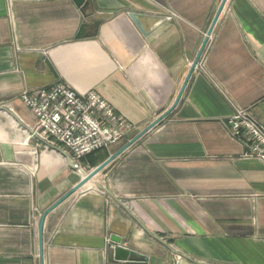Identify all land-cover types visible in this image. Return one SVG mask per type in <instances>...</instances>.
<instances>
[{
    "label": "crops",
    "instance_id": "0c3cea01",
    "mask_svg": "<svg viewBox=\"0 0 264 264\" xmlns=\"http://www.w3.org/2000/svg\"><path fill=\"white\" fill-rule=\"evenodd\" d=\"M89 1L0 0V101L19 116L0 111V264H41L42 214L124 143L75 168L26 142L18 95L98 91L133 137L173 105L222 4ZM202 62L167 119L48 215L45 264H264V163L227 124L238 106L264 125V0H228Z\"/></svg>",
    "mask_w": 264,
    "mask_h": 264
},
{
    "label": "built area",
    "instance_id": "2783aa9c",
    "mask_svg": "<svg viewBox=\"0 0 264 264\" xmlns=\"http://www.w3.org/2000/svg\"><path fill=\"white\" fill-rule=\"evenodd\" d=\"M199 66H204L202 60L197 68ZM18 96L35 118L33 124L22 119L26 127L22 125L19 130L26 129V142L36 140L37 146L45 150L61 149L78 164L94 152L118 145L134 127L95 90L81 94L68 84L57 82L47 87L25 89ZM0 111L17 115L6 102L0 103ZM227 124L232 136L248 148L245 158L264 163V125L248 109L238 106ZM110 246L117 249L112 241ZM182 258V254H176L175 264Z\"/></svg>",
    "mask_w": 264,
    "mask_h": 264
},
{
    "label": "water",
    "instance_id": "95a60500",
    "mask_svg": "<svg viewBox=\"0 0 264 264\" xmlns=\"http://www.w3.org/2000/svg\"><path fill=\"white\" fill-rule=\"evenodd\" d=\"M78 6H83L87 8L90 5L89 0H74ZM220 4L219 9L216 13V16L211 24V27L205 37V40L202 44V47L200 48V51L192 63L191 69L187 75V78L179 91L173 105L165 111L163 114H161L157 119H155L152 123H150L146 128H144L142 131H140L135 137H133L130 141H128L125 145H123L120 149H118L115 153L111 154L106 160H104L102 163H100L98 166L93 168L88 173H84L81 180L67 193H65L62 197H60L54 204H52L41 216L40 222H39V238H40V260L41 264H45V224L46 219L49 217L48 215L52 213L56 208H58L61 204L65 203L66 200H68L71 196L76 194L79 190H81L84 186H86L88 183H90L92 180H94L98 175H100L101 172L104 171L111 163L116 161L117 158H119L122 154H124L128 149L133 147L141 138H143L146 134L150 133L155 127H157L163 120L167 119V117L177 108L178 105H180V101L186 91V88L192 78L194 76V71L196 70L199 62L202 60V57L205 53V50L210 42V39L214 33V30L216 28V25L218 23V20L220 19L226 5L228 4V0H222ZM131 17L133 20L137 23V25L142 29V26L139 21V16L136 14H131ZM90 35L87 32V24H83L82 28L80 29L77 38L82 37H89ZM69 161L71 164L75 166V168L79 167V164L74 162L72 157L68 155ZM83 171V170H82ZM84 172V171H83ZM118 243H121L120 240H117ZM136 251H132L129 248L118 246L115 250V255L119 260H124L127 256L130 258L134 255H136Z\"/></svg>",
    "mask_w": 264,
    "mask_h": 264
},
{
    "label": "rangeland",
    "instance_id": "374dc122",
    "mask_svg": "<svg viewBox=\"0 0 264 264\" xmlns=\"http://www.w3.org/2000/svg\"><path fill=\"white\" fill-rule=\"evenodd\" d=\"M18 98H19V96H18ZM19 99H20V98H19ZM1 102H6V103H7L8 105H10V106L13 108V110L15 111V108H14V106H13V104H12V103H13L12 101H9V100H3V101H0V103H1ZM15 112H16V111H15ZM12 122H13V121H12ZM13 124L15 125V127H17L16 124H15L14 122H13ZM131 124H132V123H131ZM132 125H133V124H132ZM133 129H134V127H133L131 130H133ZM17 130H19L18 127H17ZM131 130H129V131L127 132L126 136H125L124 139L121 141V143L124 141L123 145H125L128 141H130L133 137L136 136V135H135V136H133V137H128V133H129ZM19 131H20L21 133H23V135H25L24 132H22L21 130H19ZM141 139H142V138H141ZM141 139H140V140H141ZM126 140H127V141H126ZM140 140H139V141H140ZM139 141H138V142H139ZM123 145H122V146H123ZM104 150H109V149H104ZM99 151H103V150H99ZM99 151H97V152H99ZM94 153H96V152H94ZM114 153H115V152H114ZM110 155H111V154H110ZM110 155H109V156H110ZM174 261H175V257H174ZM174 264H175V262H174Z\"/></svg>",
    "mask_w": 264,
    "mask_h": 264
},
{
    "label": "bare ground",
    "instance_id": "6f19581e",
    "mask_svg": "<svg viewBox=\"0 0 264 264\" xmlns=\"http://www.w3.org/2000/svg\"><path fill=\"white\" fill-rule=\"evenodd\" d=\"M22 125H24V127H26L25 126V124L22 122V120L20 119V121L18 122V127H19V129H21L22 130ZM26 131V129L24 130V132ZM27 134V133H26Z\"/></svg>",
    "mask_w": 264,
    "mask_h": 264
}]
</instances>
